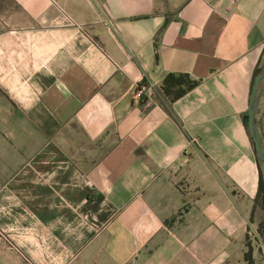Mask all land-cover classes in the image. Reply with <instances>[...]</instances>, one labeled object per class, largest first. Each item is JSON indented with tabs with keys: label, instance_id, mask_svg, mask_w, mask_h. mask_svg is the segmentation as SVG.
<instances>
[{
	"label": "crops",
	"instance_id": "1",
	"mask_svg": "<svg viewBox=\"0 0 264 264\" xmlns=\"http://www.w3.org/2000/svg\"><path fill=\"white\" fill-rule=\"evenodd\" d=\"M259 64L264 0H0V264H247Z\"/></svg>",
	"mask_w": 264,
	"mask_h": 264
},
{
	"label": "water",
	"instance_id": "2",
	"mask_svg": "<svg viewBox=\"0 0 264 264\" xmlns=\"http://www.w3.org/2000/svg\"><path fill=\"white\" fill-rule=\"evenodd\" d=\"M264 95V73L255 81L248 108V131L253 141L258 159L264 165V142L256 123V112Z\"/></svg>",
	"mask_w": 264,
	"mask_h": 264
},
{
	"label": "trees",
	"instance_id": "3",
	"mask_svg": "<svg viewBox=\"0 0 264 264\" xmlns=\"http://www.w3.org/2000/svg\"><path fill=\"white\" fill-rule=\"evenodd\" d=\"M263 73H264V65L260 66V64H259V66H257L255 73H254L253 85H254L256 79ZM166 87L168 88V81H167V83H165V88ZM245 125L248 126V118L245 119ZM259 164L262 167V163L260 162V160H259ZM262 185H263V178L261 175L259 193H258V196H257L255 203L260 204L262 206V210L264 211V191H263ZM259 230H260V233H262V231H264V221L261 223ZM248 241H249V238L247 239L248 251H247V254L245 255V260L247 261V264H255V260L253 258V251L254 250H253V248H251Z\"/></svg>",
	"mask_w": 264,
	"mask_h": 264
},
{
	"label": "rangeland",
	"instance_id": "4",
	"mask_svg": "<svg viewBox=\"0 0 264 264\" xmlns=\"http://www.w3.org/2000/svg\"><path fill=\"white\" fill-rule=\"evenodd\" d=\"M261 168H262L263 173H264V165H263V163H262V167ZM263 221H264V218L262 219V222ZM261 223L260 224H256L255 227H252L249 230V241L248 242H249L251 248H256V250H257V246L260 245V249L257 250V254H256L257 255L256 264H264V231H262V233H260V230H259L260 226H261Z\"/></svg>",
	"mask_w": 264,
	"mask_h": 264
},
{
	"label": "built area",
	"instance_id": "5",
	"mask_svg": "<svg viewBox=\"0 0 264 264\" xmlns=\"http://www.w3.org/2000/svg\"><path fill=\"white\" fill-rule=\"evenodd\" d=\"M145 92H146V89L145 88H141L137 91V94L135 96V98H137L138 100H142L145 96Z\"/></svg>",
	"mask_w": 264,
	"mask_h": 264
}]
</instances>
